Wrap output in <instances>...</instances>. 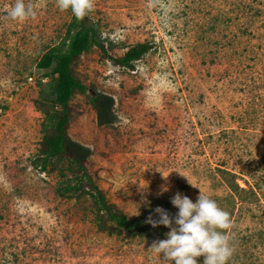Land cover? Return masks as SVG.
I'll use <instances>...</instances> for the list:
<instances>
[{
	"label": "rangeland",
	"instance_id": "1",
	"mask_svg": "<svg viewBox=\"0 0 264 264\" xmlns=\"http://www.w3.org/2000/svg\"><path fill=\"white\" fill-rule=\"evenodd\" d=\"M13 2L0 0V264H168L150 247L168 226L152 239L101 231L92 197L58 191L75 165L34 163L41 102L56 104V61H39L65 49L81 19L112 56L152 47L134 68L96 44L76 60L88 89L71 101L70 145L108 199L144 224L157 205L175 215L177 191L195 201L199 188L176 169L185 173L229 213L220 230L237 264V239L264 228V0H93L79 19L56 0H30L36 15L20 20L6 15ZM251 253L264 264V251Z\"/></svg>",
	"mask_w": 264,
	"mask_h": 264
},
{
	"label": "trees",
	"instance_id": "2",
	"mask_svg": "<svg viewBox=\"0 0 264 264\" xmlns=\"http://www.w3.org/2000/svg\"><path fill=\"white\" fill-rule=\"evenodd\" d=\"M74 28L69 27L70 35L65 49L51 48L45 52L39 66L47 67L56 61L54 71L57 73L55 88V105L41 102L44 114L42 122L43 134L40 139L39 150L34 158L35 164H40L44 169L54 158H65L75 165V179L72 183L59 188L61 195H75L82 197L89 195L93 199L96 226L101 231L123 233L126 235L140 234L147 238H154L162 224L152 226L144 224L141 220L131 218L115 202L110 201L96 180L95 174L90 170L88 158L81 156L70 145L69 127L73 115L71 104L76 92H86L88 86L76 74L74 63L92 45L96 44L108 54L105 46L99 41L97 28L82 19L78 23L72 22ZM152 47L148 41H138L131 45L122 55L112 56L115 63L129 68L135 67V62ZM103 95L99 93L92 97L96 108H100ZM241 192H253L252 188L246 189L238 185ZM247 197V198H245ZM250 199L242 196L241 201ZM264 251V228L249 234H242L237 239V264H258L251 253L252 246ZM263 247V248H262ZM232 257L227 261L231 264ZM263 264V263H262Z\"/></svg>",
	"mask_w": 264,
	"mask_h": 264
},
{
	"label": "clouds",
	"instance_id": "3",
	"mask_svg": "<svg viewBox=\"0 0 264 264\" xmlns=\"http://www.w3.org/2000/svg\"><path fill=\"white\" fill-rule=\"evenodd\" d=\"M61 10L70 9L77 18H82L93 8V0H56ZM6 15L13 20L25 19L36 15L33 4L28 0H14L11 6L5 8ZM188 182L199 188L195 201L187 194L177 191L170 199L176 206L175 215L157 205L153 211L158 218L149 213L146 222L152 226L163 224L168 226L166 238L156 239L151 248L168 264H227L233 253V246L228 235L220 229H225L231 223L229 213L220 207L217 201L206 194L199 185ZM163 174V173H162ZM164 177L167 175L163 174ZM165 184L161 192L167 190ZM203 255V261L197 257Z\"/></svg>",
	"mask_w": 264,
	"mask_h": 264
}]
</instances>
